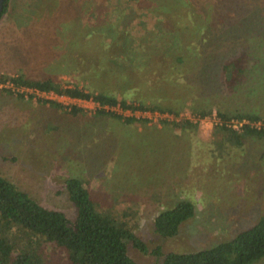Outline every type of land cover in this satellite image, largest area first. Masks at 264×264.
<instances>
[{
	"label": "rangeland",
	"instance_id": "1",
	"mask_svg": "<svg viewBox=\"0 0 264 264\" xmlns=\"http://www.w3.org/2000/svg\"><path fill=\"white\" fill-rule=\"evenodd\" d=\"M117 1L10 0L9 12L0 21V55L8 57H0V74L51 76L65 86L116 94L129 101L147 97L165 103L176 98L173 86L156 81L154 61L176 52L180 43H175L166 28L158 31L156 23H144L124 0ZM110 11L113 16L108 19ZM258 31L262 36L263 28ZM129 38L140 46H132ZM260 52L264 54V47ZM125 53L135 55V63L144 64L126 70L111 66L109 71L106 59ZM194 53L190 55H197ZM245 54L231 47L224 54L229 55L224 63ZM254 54L250 49L248 55ZM168 60L178 65L166 57L167 65L158 68H171ZM199 61L193 60L196 65ZM219 73L212 83L221 88L223 96L232 98L227 99L226 108L234 104L242 112L264 116V83L255 86L259 90L253 96L249 87L238 93L236 85L229 94L231 84ZM124 74L132 83L123 95L117 79ZM9 88L12 86L0 85V175L72 221L77 213L65 188L70 178L83 180L114 212L135 213L137 235L149 248L143 254L131 247L130 256L140 264L160 262L162 258L154 253L157 249L162 255L189 253L233 238L264 215L263 139L248 138L242 148L228 145V150H222L213 141L215 116L201 120L199 130L166 127L159 119L128 124L96 116L98 106L91 101L26 89L13 95L1 90ZM18 93L25 99H18ZM40 99L80 107L84 114L56 110ZM189 118L197 123L187 110L175 121ZM233 125L240 128L235 120ZM181 200L194 202L196 215L177 237H159L153 228L156 215ZM52 256L63 259L57 251Z\"/></svg>",
	"mask_w": 264,
	"mask_h": 264
},
{
	"label": "trees",
	"instance_id": "2",
	"mask_svg": "<svg viewBox=\"0 0 264 264\" xmlns=\"http://www.w3.org/2000/svg\"><path fill=\"white\" fill-rule=\"evenodd\" d=\"M9 1L5 0L0 21L9 12ZM116 3H121V0ZM122 3L132 8L134 16L139 13L144 23H156L158 31L161 32V27L166 28L175 43H180L177 44V51L170 53L173 55H160V59L154 61L158 69L155 70L156 81L173 86L171 89H174L176 98L165 103L147 97L129 101L124 97L119 99L116 94L65 86L51 76L34 78L20 72L0 74V85L12 86L1 89L2 92L13 95L20 89H26L36 93H54L72 100L91 101L98 106L96 116L115 118L128 124L150 122L137 118V112H158L179 118L187 110L198 119L197 123L191 119L161 121L164 126L179 130H199L201 120L216 115L218 122L214 127L213 141L222 150H228L229 146L242 148L248 138L264 140V126H253L254 123H264V116L256 112H242L232 103L233 108H226L225 105L229 104L227 99L233 101L232 98L223 96L221 88L212 83L222 71L225 83L231 84L229 94L234 93L236 85L238 93L249 87L252 96L259 90L255 86L264 83V54L260 52L264 47V0H124ZM112 16L111 11L107 13L108 19ZM97 21L98 18H95ZM259 28H263L262 36L258 34ZM107 30L112 33L109 26ZM232 30L236 32L237 39ZM128 41L132 46L141 44L130 38ZM234 46L246 54L224 63L229 56L224 55L225 52ZM250 49L254 55H248ZM189 52L197 55H190ZM110 56L105 62L109 71H112L111 66L126 70L136 64H144L135 63V55ZM164 57L178 65H172L168 60L171 68H158L167 65ZM192 59H200L199 64L196 65ZM112 75L115 76V73ZM117 80H120L117 83L119 93L124 95L131 86V77L124 74ZM18 99H25L24 94L18 93ZM40 102L74 116L84 114V109L77 106L68 107L54 100L40 99ZM189 102L191 105L186 107ZM118 107L130 111L132 115L113 111ZM234 120L239 129L234 128ZM65 188L77 213L73 221L64 212L42 205L0 175V264H140L130 256L131 247L143 254L149 253L148 246L137 235L139 225L134 222L138 216L133 212H114L79 178L68 179ZM196 213L194 202L181 200L156 215L154 232L163 239L175 238ZM53 251H57L63 259L59 261L52 256ZM154 253L162 258L156 264H258L264 260V215L235 237L202 250L162 255L157 249Z\"/></svg>",
	"mask_w": 264,
	"mask_h": 264
},
{
	"label": "built area",
	"instance_id": "3",
	"mask_svg": "<svg viewBox=\"0 0 264 264\" xmlns=\"http://www.w3.org/2000/svg\"><path fill=\"white\" fill-rule=\"evenodd\" d=\"M39 93V92H38ZM43 94V93H42ZM51 95H55L54 93H50ZM57 96V95H56ZM57 97H60V96H57ZM67 98V97H66ZM72 100V99H71ZM76 101H82V100H76ZM113 111H116V112H118V113H120V114H124L125 116H131L132 115V113L130 112V111H123L120 107H118V108H114L113 109ZM135 115H136V117L137 118H145V119H147V120H149V121H151V120H153L154 121V119L157 121V119H159V120H161V121H163V120H170V121H174V120H176V118L174 117V116H170V115H167V114H161V113H158V112H155V113H151V112H137V113H135ZM215 116V118H216V115H214ZM189 119H191V118H189ZM192 120V119H191ZM160 121V122H161ZM192 121H194V120H192ZM253 126H256V127H258V128H261V127H263L264 126V123H262V122H259V123H254V125Z\"/></svg>",
	"mask_w": 264,
	"mask_h": 264
},
{
	"label": "water",
	"instance_id": "4",
	"mask_svg": "<svg viewBox=\"0 0 264 264\" xmlns=\"http://www.w3.org/2000/svg\"><path fill=\"white\" fill-rule=\"evenodd\" d=\"M4 7H5V0H0V18L3 15Z\"/></svg>",
	"mask_w": 264,
	"mask_h": 264
}]
</instances>
